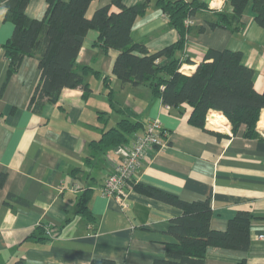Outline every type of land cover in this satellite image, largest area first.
<instances>
[{
	"label": "crops",
	"instance_id": "obj_1",
	"mask_svg": "<svg viewBox=\"0 0 264 264\" xmlns=\"http://www.w3.org/2000/svg\"><path fill=\"white\" fill-rule=\"evenodd\" d=\"M68 1V0H65ZM149 1L142 17L131 28V39L143 42L149 52L175 43L178 34L154 0H122L126 7ZM191 1V0H184ZM208 10L222 11L225 0H198ZM94 0L87 12L110 4ZM46 0H30L25 15L41 19ZM111 12H119L112 6ZM0 3V264L21 259L25 264H90L111 259L118 264H153L166 258L171 219L182 212L138 191L128 194V208L100 195V188L120 162L118 147H97L102 132L121 119L139 123L129 136L141 133L146 123L157 119L169 133L167 146L151 150L137 172L136 184L172 194L185 202L209 200L210 228L223 232L239 212L253 219L246 252L209 247L204 264H264V109L256 125L257 137L246 138L244 126L233 128L210 110L204 128L189 123L190 107L166 108L151 94L148 85H121L112 74L116 51L103 54L96 45L98 33L89 31L77 56L79 66H89L108 77L111 102L100 77L86 78L92 92L63 89L56 103H45L39 112L29 103L39 81L38 60L25 57L9 78V62L2 46L13 33L4 20ZM251 3L244 10L240 32L210 29L207 12L193 16L183 54L193 73L207 50L240 51L243 64L254 71L253 84L264 90V29L254 20ZM199 27L204 31L197 32ZM112 104V105H111ZM118 110H124V114ZM123 145V146H124ZM86 198L90 218L78 212L79 198ZM42 225V234L37 229ZM262 236V238L260 237Z\"/></svg>",
	"mask_w": 264,
	"mask_h": 264
},
{
	"label": "trees",
	"instance_id": "obj_2",
	"mask_svg": "<svg viewBox=\"0 0 264 264\" xmlns=\"http://www.w3.org/2000/svg\"><path fill=\"white\" fill-rule=\"evenodd\" d=\"M29 1L0 0L6 9L4 20L14 28L2 46L9 65L1 92L25 57L36 58L40 76L29 103L32 111L39 112L45 103H56L61 91L67 88H79L82 98L86 99L92 92L86 80L89 74L100 77L111 102L113 93L109 78L89 66L76 63L85 36L92 30L98 33L96 45L103 54L111 50L117 52L112 74L122 86L148 85L152 96L159 98L163 105L172 108L187 105L191 109L188 121L198 128H204L207 114L213 110L222 112L219 114L223 121H230L233 128L244 126L246 138L258 136L256 125L264 109V90L261 93L255 90L254 71L243 64L240 51L209 49L193 73L184 75L179 70L182 65L191 64L183 50L186 37L194 28L184 23L186 19L207 12L206 23L210 29L240 32L244 28V10L251 3L255 23L264 29V0H225V7L230 11L208 10L198 0H154V5L167 17L169 27L176 30L178 39L153 53L143 42H134L130 35L135 20L145 14L149 1L126 7L122 0H111L110 4L94 10L88 17L87 12L94 0H46L47 8L41 19L25 15ZM112 6L119 12H111ZM203 31V27L197 29L198 33ZM138 127V122L121 119L115 127L102 132L97 147L123 146ZM4 181L5 175H0V187ZM133 190L182 212L178 218L170 220L167 229L176 243L168 244L166 258L155 260L153 264H204L209 247L248 251L253 219L250 213H237L228 222L226 230L219 232L210 228L209 200L185 202L172 194L140 184L133 185ZM84 195L79 198L78 212L90 218ZM37 229L42 234V225ZM12 264L25 263L18 259ZM90 264L118 263L111 259H95ZM239 264H246V261Z\"/></svg>",
	"mask_w": 264,
	"mask_h": 264
},
{
	"label": "built area",
	"instance_id": "obj_3",
	"mask_svg": "<svg viewBox=\"0 0 264 264\" xmlns=\"http://www.w3.org/2000/svg\"><path fill=\"white\" fill-rule=\"evenodd\" d=\"M186 25H193L191 18L184 21ZM180 73L187 75L189 70L181 66ZM168 109L169 106H166ZM206 123L209 118L206 117ZM168 131L163 128L157 119L149 120L141 133H136L127 145L118 148L120 162L105 178L100 195L105 198L115 199L121 209L128 208V194L136 185L137 172L149 159L151 150H159L167 146ZM262 238V236H260Z\"/></svg>",
	"mask_w": 264,
	"mask_h": 264
},
{
	"label": "rangeland",
	"instance_id": "obj_4",
	"mask_svg": "<svg viewBox=\"0 0 264 264\" xmlns=\"http://www.w3.org/2000/svg\"><path fill=\"white\" fill-rule=\"evenodd\" d=\"M183 67V66H182ZM187 75H189V74H187Z\"/></svg>",
	"mask_w": 264,
	"mask_h": 264
}]
</instances>
